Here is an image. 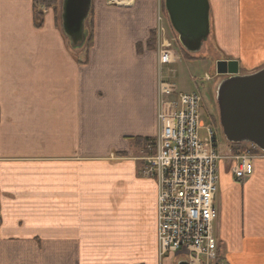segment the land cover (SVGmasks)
Segmentation results:
<instances>
[{
    "label": "crops",
    "instance_id": "obj_1",
    "mask_svg": "<svg viewBox=\"0 0 264 264\" xmlns=\"http://www.w3.org/2000/svg\"><path fill=\"white\" fill-rule=\"evenodd\" d=\"M63 1L0 0V264H178L160 256L158 186L137 156L158 134L163 0H92L80 48ZM209 3L216 61L264 70V0ZM231 167L220 163V263L264 264V157L245 180Z\"/></svg>",
    "mask_w": 264,
    "mask_h": 264
},
{
    "label": "built area",
    "instance_id": "obj_2",
    "mask_svg": "<svg viewBox=\"0 0 264 264\" xmlns=\"http://www.w3.org/2000/svg\"><path fill=\"white\" fill-rule=\"evenodd\" d=\"M165 32L159 14L158 134L147 146L149 154L142 158L143 175L155 179L158 186L159 253L185 257L190 264H216L220 163L231 162L236 179L245 180L253 172L256 155L251 149L220 154L215 132L203 119L201 95L182 91L162 75L163 67L179 60Z\"/></svg>",
    "mask_w": 264,
    "mask_h": 264
},
{
    "label": "water",
    "instance_id": "obj_3",
    "mask_svg": "<svg viewBox=\"0 0 264 264\" xmlns=\"http://www.w3.org/2000/svg\"><path fill=\"white\" fill-rule=\"evenodd\" d=\"M91 5L92 0L63 1V30L74 48L83 47L88 39ZM165 8L183 48L200 51L211 31L209 0H165ZM216 71L228 76L216 91L226 139L251 142L264 150V70L240 75L237 60H219Z\"/></svg>",
    "mask_w": 264,
    "mask_h": 264
},
{
    "label": "rangeland",
    "instance_id": "obj_4",
    "mask_svg": "<svg viewBox=\"0 0 264 264\" xmlns=\"http://www.w3.org/2000/svg\"><path fill=\"white\" fill-rule=\"evenodd\" d=\"M163 26L172 49L181 54L182 57L177 64L166 67L164 74L172 78L182 90L201 94L204 122L206 125L213 128L220 154L225 155L230 153L229 144L219 124V109L216 101L217 86L226 77L224 75H218L216 72V60L219 53L223 54V51L219 50L217 53L214 47H211L212 45L210 42H206L203 46V50L198 52H191L189 54L184 53L182 50L179 52L176 50V46L180 49H182V47L176 37V32L174 29L169 30V26L166 24H163ZM151 46L153 48L154 45ZM236 148L241 150L244 146L239 145L236 146ZM140 149V152L137 153V156L140 158L146 157L150 152L147 147H142ZM185 259V257H180L176 261L179 263Z\"/></svg>",
    "mask_w": 264,
    "mask_h": 264
},
{
    "label": "trees",
    "instance_id": "obj_5",
    "mask_svg": "<svg viewBox=\"0 0 264 264\" xmlns=\"http://www.w3.org/2000/svg\"><path fill=\"white\" fill-rule=\"evenodd\" d=\"M41 1L44 4H46L47 6H51L52 4H55V2H56V0H41ZM90 40H88V41H90ZM89 43L91 44V41ZM150 43H151V45H154L153 48H155V45H156V33L155 32L153 33V36H152V39L150 40ZM240 151H242V150H240Z\"/></svg>",
    "mask_w": 264,
    "mask_h": 264
},
{
    "label": "flooded vegetation",
    "instance_id": "obj_6",
    "mask_svg": "<svg viewBox=\"0 0 264 264\" xmlns=\"http://www.w3.org/2000/svg\"><path fill=\"white\" fill-rule=\"evenodd\" d=\"M218 109H219V107H218ZM219 123H220V113H219ZM220 127L222 128V126L220 125ZM222 131H223V128H222ZM224 134V133H223ZM224 137H225V135H224ZM225 139H226V137H225ZM227 140V139H226Z\"/></svg>",
    "mask_w": 264,
    "mask_h": 264
}]
</instances>
